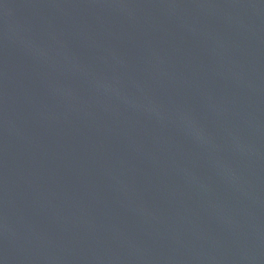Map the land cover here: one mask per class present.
Here are the masks:
<instances>
[{"label":"water","instance_id":"water-1","mask_svg":"<svg viewBox=\"0 0 264 264\" xmlns=\"http://www.w3.org/2000/svg\"><path fill=\"white\" fill-rule=\"evenodd\" d=\"M0 264H264V0H0Z\"/></svg>","mask_w":264,"mask_h":264}]
</instances>
